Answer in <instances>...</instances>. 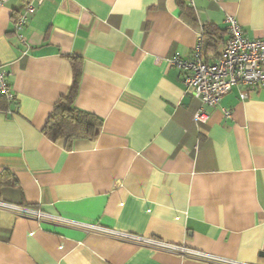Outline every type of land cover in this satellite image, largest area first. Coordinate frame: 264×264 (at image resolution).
I'll list each match as a JSON object with an SVG mask.
<instances>
[{"label":"crops","instance_id":"0c3cea01","mask_svg":"<svg viewBox=\"0 0 264 264\" xmlns=\"http://www.w3.org/2000/svg\"><path fill=\"white\" fill-rule=\"evenodd\" d=\"M186 1L194 22L176 0H45L21 42L13 23L25 0H0V65L15 96L0 103V172L15 178L0 202L66 221L0 207V264H264V88L237 85L216 106L201 105L168 63L191 52L203 23L225 39L229 14L248 38L264 37V0ZM69 56L80 68L75 106L102 127L67 149L43 128L72 82ZM200 108L204 119H194Z\"/></svg>","mask_w":264,"mask_h":264},{"label":"built area","instance_id":"2783aa9c","mask_svg":"<svg viewBox=\"0 0 264 264\" xmlns=\"http://www.w3.org/2000/svg\"><path fill=\"white\" fill-rule=\"evenodd\" d=\"M45 0H25L24 11L14 21V32L21 42H25L22 33L29 16L33 15ZM227 37L224 40L220 56L213 63H208L202 56V41L199 39L188 55L175 54L168 63L176 67L181 74V81L186 94L200 100L201 105L216 106L221 97L233 87L242 85L247 91L264 88V37L248 38L233 15H227ZM8 73L0 65V95L8 102H14L15 96L7 81ZM246 92L240 94L245 98ZM202 108L194 119H204ZM0 207L11 209L18 214L37 219L47 218L64 221L39 210L25 206H16L0 202ZM89 232L108 235L118 239L137 242L154 250L175 253L184 257L204 261L218 259L199 250L181 244L168 243L156 238H145L128 232L116 231L100 225H79Z\"/></svg>","mask_w":264,"mask_h":264},{"label":"trees","instance_id":"16d2710c","mask_svg":"<svg viewBox=\"0 0 264 264\" xmlns=\"http://www.w3.org/2000/svg\"><path fill=\"white\" fill-rule=\"evenodd\" d=\"M180 6L182 17L195 21V16L186 0H176ZM202 56L204 60L210 57H219L218 48L224 43L225 31L213 23H203ZM73 65V78L67 92L60 96L52 109L43 133L53 142L64 141L65 147L70 148L73 141L78 139L95 140L102 127V119L92 113L80 110L75 106L78 93L80 68L77 65V57L69 56ZM8 101L0 95V103ZM8 104V103H7ZM15 183V178L7 171L0 172V188Z\"/></svg>","mask_w":264,"mask_h":264}]
</instances>
